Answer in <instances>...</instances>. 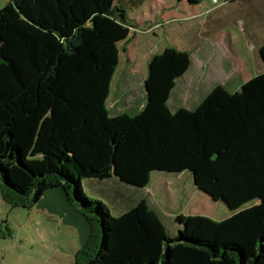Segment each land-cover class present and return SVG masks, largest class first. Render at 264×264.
I'll list each match as a JSON object with an SVG mask.
<instances>
[{
  "label": "trees",
  "instance_id": "trees-1",
  "mask_svg": "<svg viewBox=\"0 0 264 264\" xmlns=\"http://www.w3.org/2000/svg\"><path fill=\"white\" fill-rule=\"evenodd\" d=\"M146 1L10 0L0 8L1 198L29 210L60 191L88 228L74 264H264V73L239 91L218 86L193 110L170 112L191 60L167 46L149 63L141 111L108 115L112 72L89 35L99 21L128 26L127 14ZM258 56L264 64V43ZM126 144L162 171L192 174L197 186L217 165L206 191L237 212L221 221L180 214L173 237L144 199L113 216L84 183L115 181ZM104 194L114 209L127 199L113 184Z\"/></svg>",
  "mask_w": 264,
  "mask_h": 264
},
{
  "label": "rangeland",
  "instance_id": "rangeland-1",
  "mask_svg": "<svg viewBox=\"0 0 264 264\" xmlns=\"http://www.w3.org/2000/svg\"><path fill=\"white\" fill-rule=\"evenodd\" d=\"M9 1L0 0V8ZM235 1L218 0L214 5L211 0H200L198 7H189L185 0H150L128 16V26L99 21L89 35V43L99 54L100 66L112 72L106 107L109 117L116 114L113 97L121 98L129 89L135 104L122 113L132 118L138 103L144 105L146 70L153 56L167 46L188 52L191 58L189 70L168 99L170 112L193 110L218 86L230 93L239 91L241 83L264 73L258 56V48L264 43V24L243 26L240 22L241 14L257 9L260 0L231 4ZM241 9L243 12L238 14ZM139 151L136 145H123L115 163V181H85L86 195L102 201L113 216L144 199L159 216L168 237L177 234L180 227L174 219L180 214L213 221L230 217L228 206L206 191L217 165L207 171L202 186L195 188L188 173L166 174L150 156ZM112 184L127 197L122 208L114 209L105 197ZM51 194L59 196L61 203L45 195L38 206L29 210L11 209L0 198V264H74L75 254L86 242L88 228L60 191Z\"/></svg>",
  "mask_w": 264,
  "mask_h": 264
},
{
  "label": "crops",
  "instance_id": "crops-1",
  "mask_svg": "<svg viewBox=\"0 0 264 264\" xmlns=\"http://www.w3.org/2000/svg\"><path fill=\"white\" fill-rule=\"evenodd\" d=\"M150 0H147L139 9H142V8H144L146 5H147V3L149 2ZM186 1V0H185ZM237 1H240V0H236L235 2H232L231 4H237L238 2ZM211 2H212V0H211ZM186 3H187V1H186ZM199 4H200V1H199ZM199 4H197V5H189L188 3H187V5L189 6V7H198V5ZM212 4H214V3H212ZM218 4V0H217V3H215L214 5H217ZM230 4V5H231ZM138 9V10H139ZM235 9H237V8H235ZM137 10V11H138ZM243 12L242 11V9L241 10H237V13L238 12ZM136 11H134V12H131V13H128L127 14V18H128V16L130 15V14H133V13H135ZM264 12V0H260L259 2H258V4H257V9H253L252 10V8H251V10L249 9V11H247V12H243L242 14H241V20H240V22L242 23V25L243 26H245V25H249V23H254V26H256V27H260V26H262L263 24H264V15L262 14ZM239 14V13H238ZM237 14V15H238ZM248 14V15H247ZM250 17V18H246V17ZM247 19V20H246ZM248 20H249V22H248ZM246 23V24H245ZM243 31V30H242ZM229 41H230V39H228ZM259 49V48H258ZM190 60H191V58H190ZM191 66V65H190ZM190 68V67H189ZM189 70V69H188ZM187 70V71H188ZM187 73V72H186ZM185 73V74H186ZM184 74V75H185ZM147 75H148V68H147V70H146V77H147ZM184 75L178 80V81H176V84H177V82H179L183 77H184ZM144 81H145V79H144ZM176 84H175V87H176ZM242 84L243 83H241V85L238 87L239 89L241 88V86H242ZM175 87H174V89H175ZM174 89H173V91H174ZM238 89V90H239ZM172 91V92H173ZM110 92H111V85H110ZM130 92H131V89H129L128 90V92H126V94H127V99L126 100H124V97L126 96V94L125 95H123L121 98H120V95H118L117 97H116V95L113 97V99H112V102H113V105H114V107H116L115 109V116L116 115H119V114H123L122 112L123 111H126V110H128L131 106H133L134 104H135V102H134V97H131V94H130ZM234 92H236V91H234ZM234 92H232V93H234ZM110 94V93H109ZM143 94L145 95V97H144V105H140V103H138V111H137V113L139 112V111H141V109L145 106V102H146V94H145V91H144V84H143ZM109 97V96H108ZM121 101H123V103L122 104H119V102H121ZM107 102H108V98H107V101H106V107H107ZM130 103V104H129ZM52 191H55V190H52ZM52 191H48V192H46L43 196H42V198L45 196V195H48V197L50 198V199H53V200H56V202H58V204H60L61 203V200H60V198H59V196H57L56 194H51V192ZM61 193V192H60ZM62 195V194H61ZM62 197H63V195H62ZM0 198H1V194H0ZM42 198L39 200V202L34 206V207H36V206H38L40 203H41V200H42ZM63 199H64V197H63ZM64 201H65V199H64ZM66 202V201H65ZM49 210H51V208L49 209Z\"/></svg>",
  "mask_w": 264,
  "mask_h": 264
},
{
  "label": "water",
  "instance_id": "water-1",
  "mask_svg": "<svg viewBox=\"0 0 264 264\" xmlns=\"http://www.w3.org/2000/svg\"><path fill=\"white\" fill-rule=\"evenodd\" d=\"M144 91H145V94H146V90L144 89ZM163 172H165L166 174H173V173H168V172H166V171H163ZM190 176H191V178H192V182H193V186L195 187V188H197V185H196V183H195V180H194V177H193V175L192 174H190V173H188ZM220 202H222V201H220ZM224 203V202H223ZM230 211V210H229ZM237 211H230V214L231 215H233V214H235ZM230 215V216H231Z\"/></svg>",
  "mask_w": 264,
  "mask_h": 264
},
{
  "label": "built area",
  "instance_id": "built-area-1",
  "mask_svg": "<svg viewBox=\"0 0 264 264\" xmlns=\"http://www.w3.org/2000/svg\"><path fill=\"white\" fill-rule=\"evenodd\" d=\"M212 3H214V4L217 3V0H212Z\"/></svg>",
  "mask_w": 264,
  "mask_h": 264
}]
</instances>
